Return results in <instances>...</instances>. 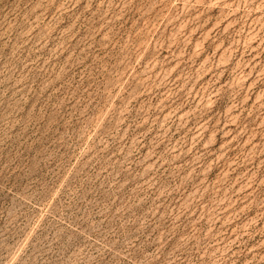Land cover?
<instances>
[{
  "label": "rangeland",
  "instance_id": "1",
  "mask_svg": "<svg viewBox=\"0 0 264 264\" xmlns=\"http://www.w3.org/2000/svg\"><path fill=\"white\" fill-rule=\"evenodd\" d=\"M0 264H264V0H0Z\"/></svg>",
  "mask_w": 264,
  "mask_h": 264
}]
</instances>
